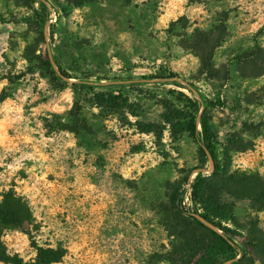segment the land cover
<instances>
[{
	"label": "rangeland",
	"instance_id": "rangeland-1",
	"mask_svg": "<svg viewBox=\"0 0 264 264\" xmlns=\"http://www.w3.org/2000/svg\"><path fill=\"white\" fill-rule=\"evenodd\" d=\"M47 1L43 30L39 1L0 0V203L13 190L33 215L27 228L0 222L7 252L32 261L35 240L66 249L54 264H191L216 236L176 210L181 198L190 206L203 171L209 195L233 208L228 224L260 245L241 264H264V0ZM222 24L213 59L221 73L209 78L193 37ZM47 50L70 77L51 76ZM172 72L222 101L210 108L223 145L219 175L187 132L157 139L132 124L161 122V99L177 86L128 79Z\"/></svg>",
	"mask_w": 264,
	"mask_h": 264
},
{
	"label": "trees",
	"instance_id": "trees-1",
	"mask_svg": "<svg viewBox=\"0 0 264 264\" xmlns=\"http://www.w3.org/2000/svg\"><path fill=\"white\" fill-rule=\"evenodd\" d=\"M35 1L40 2V7L35 9V21L44 30L50 19V4L47 0ZM227 32L226 25L222 24L214 30H197L194 34L192 48L201 59V71L209 78L220 76L221 69L214 64V52L216 47L224 40ZM256 48L260 49L258 44ZM45 62L53 78L65 79L70 77L62 67H59L58 70L54 68V60L49 50H47ZM228 73L229 70L225 67L226 77ZM153 78L159 79L160 83H164L169 79L171 83L177 86V88L167 89V96L161 99L166 107V111L162 115V121L144 122L137 120L132 124L140 133L154 134L157 139H161L165 131H169L173 135L187 132L198 143L204 164H207V162L212 163V175L221 174L225 169L222 158L223 145L211 125L210 108L221 106L222 101L207 98L191 82L182 84L181 79L174 72L166 76H142L140 79L130 78L128 80L129 84L133 86L136 84L159 83L153 81ZM81 85L86 84L81 82ZM178 87L186 88L192 94ZM140 91L143 92V89H140ZM95 96L97 99L107 100L113 104H120L121 101L125 104L129 102L121 94L113 92L98 91ZM198 168L194 167L191 172ZM262 194H264L263 191ZM258 197L259 200H263L261 206L264 207V199L260 193ZM189 200L190 206L186 207L182 205L183 198H181V205L176 210V214L185 212L198 224L205 227L207 223L211 224L213 227L210 230L216 236L215 241L195 251L191 264H241L259 248V243L252 235L243 232L242 229L237 227L236 223L235 226L228 224L230 221L235 222L233 208L230 204L222 203L209 195L208 176L204 175L203 171H199L191 182ZM0 222L19 228H27L33 222V215L27 201L13 190L7 191L0 203ZM33 244L37 253L32 261L27 262L19 255H11L7 252L1 242L0 231V260L12 262L13 264H54L62 261L67 252L61 246L41 245L35 240Z\"/></svg>",
	"mask_w": 264,
	"mask_h": 264
}]
</instances>
